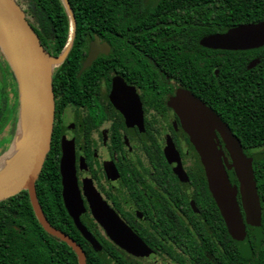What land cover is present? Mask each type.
<instances>
[{
  "label": "flooded vegetation",
  "instance_id": "1",
  "mask_svg": "<svg viewBox=\"0 0 264 264\" xmlns=\"http://www.w3.org/2000/svg\"><path fill=\"white\" fill-rule=\"evenodd\" d=\"M161 1L105 0L81 21L70 5L73 36L51 75L49 151L56 171L53 180L44 176L41 189L38 175L37 200L49 224L81 247L86 264L90 258L102 264H264V187L258 181L263 173L252 154H264V146L241 144L253 159L260 204L259 225L244 222L248 244L242 251L210 192L186 128V106L195 98L232 131L228 113L239 96L235 83L251 76L264 48L202 45L204 36L232 26L206 32L203 15L191 14L189 5ZM25 15L49 54L58 56L67 38L58 49L32 13ZM214 133L217 148L230 162L220 133ZM6 141L1 134L0 154ZM64 156L72 158L76 182L70 209L63 196ZM225 169L245 221L238 179ZM14 221L12 212L10 224L21 232L22 222ZM82 232L94 237L107 259ZM107 232H132L146 254L129 252Z\"/></svg>",
  "mask_w": 264,
  "mask_h": 264
},
{
  "label": "water",
  "instance_id": "2",
  "mask_svg": "<svg viewBox=\"0 0 264 264\" xmlns=\"http://www.w3.org/2000/svg\"><path fill=\"white\" fill-rule=\"evenodd\" d=\"M69 18L67 42L58 56H52L28 22L22 6L16 0H0V49L16 81L19 113L13 140L4 165L0 168V201L26 190L34 215L50 235L64 241L72 248L78 264H86L81 247L69 236L53 228L37 200L35 180L50 148L53 128L54 100L52 68L65 57L74 29V15L68 0H61ZM202 45L210 48L248 50L264 48V20L240 23L221 33L204 36ZM252 65L254 62L251 63ZM251 65V66H252ZM186 128L204 165L208 187L216 199L228 231L242 251L247 247L245 223L255 227L260 223V204L252 170V157L247 156L241 142L229 126L210 107L191 98L186 106ZM217 130L229 153L228 162L214 140ZM223 158V159H222ZM225 166L234 172L239 182V194L245 221L236 201V191L231 186ZM64 202L68 209L77 194L72 158L64 156L61 162ZM245 222V223H244ZM118 245L138 256L145 255L138 237L132 232H107ZM82 234L92 243L94 250L107 259L106 252L89 232Z\"/></svg>",
  "mask_w": 264,
  "mask_h": 264
},
{
  "label": "trees",
  "instance_id": "3",
  "mask_svg": "<svg viewBox=\"0 0 264 264\" xmlns=\"http://www.w3.org/2000/svg\"><path fill=\"white\" fill-rule=\"evenodd\" d=\"M28 1L31 6L23 8L24 12L32 13L59 49L66 40L69 30L61 0ZM68 1L73 10L81 15L77 19L79 21L86 20L85 15L91 13L92 7L105 3V0ZM161 3L176 4L177 0H162ZM179 3L189 5L191 14L203 15L206 32L212 29L223 31L240 23L264 20V0H180ZM0 63H4L10 69L1 49ZM10 72L12 73L11 69ZM251 72V76L235 83L238 85L239 96L232 102L234 109H230L231 112L228 113L233 120L230 127L246 149L264 146V56L260 64ZM4 109H0V116ZM252 154L255 165L260 167V172L263 173L258 181L260 186L264 187V154L256 152ZM54 164L52 151H49L37 181L40 189L44 176H49L53 180L56 171ZM12 212H14V222L18 224V219L23 224V226L19 225L21 232L10 224ZM0 264H78L76 254L71 247L49 233L43 232L34 215L26 190H21L0 201ZM87 264H102V262L90 258Z\"/></svg>",
  "mask_w": 264,
  "mask_h": 264
},
{
  "label": "rangeland",
  "instance_id": "4",
  "mask_svg": "<svg viewBox=\"0 0 264 264\" xmlns=\"http://www.w3.org/2000/svg\"><path fill=\"white\" fill-rule=\"evenodd\" d=\"M18 2L22 8L25 9L27 7L28 0H19ZM1 108H5V111L0 116V135L6 134V151L9 148L15 133L19 104L15 78H13L10 69L7 68L4 63H0V109Z\"/></svg>",
  "mask_w": 264,
  "mask_h": 264
},
{
  "label": "bare ground",
  "instance_id": "5",
  "mask_svg": "<svg viewBox=\"0 0 264 264\" xmlns=\"http://www.w3.org/2000/svg\"><path fill=\"white\" fill-rule=\"evenodd\" d=\"M8 156V152H5L2 156H0V168L4 165L5 163V158Z\"/></svg>",
  "mask_w": 264,
  "mask_h": 264
}]
</instances>
